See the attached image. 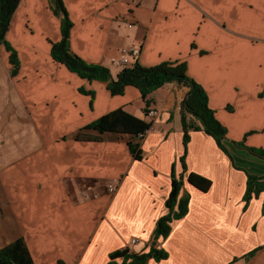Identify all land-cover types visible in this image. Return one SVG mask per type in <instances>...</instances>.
Listing matches in <instances>:
<instances>
[{"label":"crops","instance_id":"crops-1","mask_svg":"<svg viewBox=\"0 0 264 264\" xmlns=\"http://www.w3.org/2000/svg\"><path fill=\"white\" fill-rule=\"evenodd\" d=\"M62 3L72 23L71 51L113 78L121 69L112 71L109 62L125 46L140 49L145 67L185 62L226 129L227 153L202 130L189 131L184 142L187 88L169 83L154 91L150 108L158 115L149 120L135 87L112 96L106 83L56 63L50 50L61 39V17L50 0H19L5 35L19 62L13 76L0 45V249L22 239L34 264H122L110 255L124 248L142 255L151 247L166 255L146 264H264V192L243 200L248 176L264 177V160L247 151H264V0ZM116 109L151 124L132 139L139 161L128 136L74 140ZM189 173L207 179L208 189L189 185ZM172 174L186 211L171 216L167 235L156 238V223L170 213ZM86 184L93 186L87 193ZM132 238L139 242L128 246Z\"/></svg>","mask_w":264,"mask_h":264},{"label":"trees","instance_id":"trees-1","mask_svg":"<svg viewBox=\"0 0 264 264\" xmlns=\"http://www.w3.org/2000/svg\"><path fill=\"white\" fill-rule=\"evenodd\" d=\"M19 0H0V45H3L9 52V63L12 66L11 75H15L19 62L16 51L11 48L5 40L10 19L17 7ZM53 11L61 17V39L53 43L50 50L51 58L71 73L79 78L92 82L98 81L107 84V89L112 96L122 95L126 87H135L144 103L143 113L146 116L151 100L149 96L156 90L169 83H176L188 89L185 98L180 106L181 126L184 133V142L188 140V132L202 130L207 135L214 138L218 147L227 153L224 144L226 139V129L216 119L215 113L208 106V96L205 90L187 75V66L185 62H162L154 66L145 67L138 63V58L132 66L125 67L119 71L113 78L108 69L84 62L75 55L69 44L70 22L67 11L64 8L62 0H50ZM194 47V45H192ZM140 50V49H139ZM80 93L92 95L81 88ZM197 122L199 124H197ZM151 127V124L145 120L136 118L122 109H116L103 115L89 125L81 128L74 136L75 141H99L100 136L104 134H115L119 136H128L127 143L129 153L134 160L142 159V152L139 144L134 143L132 139L142 137ZM89 132H95L98 136L91 137ZM247 151L264 160V151L256 148H247ZM186 181L192 187L204 192L208 189L210 182L194 173L186 176ZM181 182L177 181L172 174L171 191L166 200V207L169 209V215L159 219L156 223L154 237H165L168 233V222L173 217H180L186 211V199L177 200ZM264 192V177L249 175L247 178V188L244 201H248L251 193L258 194ZM174 205H177V211L171 214ZM165 252L153 247L149 252L142 255L130 253L126 248L116 251L110 255V260L117 258L123 259L122 264H146L148 259L160 260L165 257ZM0 264H34L31 255L22 239H18L4 248L0 249ZM63 264V263H59Z\"/></svg>","mask_w":264,"mask_h":264},{"label":"built area","instance_id":"built-area-1","mask_svg":"<svg viewBox=\"0 0 264 264\" xmlns=\"http://www.w3.org/2000/svg\"><path fill=\"white\" fill-rule=\"evenodd\" d=\"M132 26L129 25V28ZM139 55V48L136 46H125L122 47L119 50V54L117 57L111 58L110 63L120 69H123L125 67L132 66L135 61L137 60ZM158 111L154 108H150L146 114V118L149 120H153L157 117ZM108 192L113 193L115 191V185L114 184H109L107 186ZM139 242L138 239L132 238L129 241L128 246H134ZM127 249V248H126ZM128 250V249H127Z\"/></svg>","mask_w":264,"mask_h":264},{"label":"rangeland","instance_id":"rangeland-1","mask_svg":"<svg viewBox=\"0 0 264 264\" xmlns=\"http://www.w3.org/2000/svg\"><path fill=\"white\" fill-rule=\"evenodd\" d=\"M137 44H138V42H136L134 45H137ZM114 56L117 57V56H118V53L115 54ZM108 66H109L110 69H112V71H115V70H114L115 67H114L110 62H109V65H108ZM150 97H151V95L149 96V99H150ZM132 111H134V110H132ZM142 117H144V119L146 120L145 116L142 115ZM89 185H90V184H86V185H85V190H84L85 193H87V190H86V189H89V188L93 187V186H91V185L89 186ZM114 185H115V184H114ZM106 189H107V188H106ZM70 190H71V187H70ZM107 191H108V189H107ZM82 195H83V196H86V194L84 195V193H82ZM87 196H89V194H87Z\"/></svg>","mask_w":264,"mask_h":264}]
</instances>
